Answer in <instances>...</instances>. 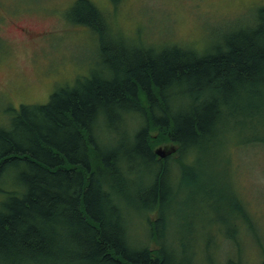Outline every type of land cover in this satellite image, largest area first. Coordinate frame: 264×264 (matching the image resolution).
I'll return each mask as SVG.
<instances>
[{"label":"trees","instance_id":"trees-1","mask_svg":"<svg viewBox=\"0 0 264 264\" xmlns=\"http://www.w3.org/2000/svg\"><path fill=\"white\" fill-rule=\"evenodd\" d=\"M70 13L100 64L0 123V264H246L228 151L264 145V6L204 51L106 41L93 0Z\"/></svg>","mask_w":264,"mask_h":264},{"label":"rangeland","instance_id":"rangeland-1","mask_svg":"<svg viewBox=\"0 0 264 264\" xmlns=\"http://www.w3.org/2000/svg\"><path fill=\"white\" fill-rule=\"evenodd\" d=\"M75 1L0 0V123L7 122L9 108L45 103L58 86L74 84L100 64L98 33L70 18ZM93 1L106 15V41H114L118 28L124 42L129 39L128 47L145 40L154 47L178 44L198 51L219 46L231 32L253 25L264 6V0ZM228 153L232 186L259 235L251 238L239 227L243 259L256 264L264 245V145L230 146ZM225 240L223 250H237L233 239Z\"/></svg>","mask_w":264,"mask_h":264},{"label":"water","instance_id":"water-1","mask_svg":"<svg viewBox=\"0 0 264 264\" xmlns=\"http://www.w3.org/2000/svg\"><path fill=\"white\" fill-rule=\"evenodd\" d=\"M158 153H159L160 155H164L163 151H161V150H158Z\"/></svg>","mask_w":264,"mask_h":264}]
</instances>
